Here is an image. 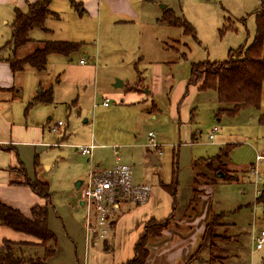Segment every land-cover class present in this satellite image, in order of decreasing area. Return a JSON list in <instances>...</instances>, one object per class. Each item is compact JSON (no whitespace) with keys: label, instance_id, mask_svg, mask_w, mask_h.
I'll return each mask as SVG.
<instances>
[{"label":"rangeland","instance_id":"374dc122","mask_svg":"<svg viewBox=\"0 0 264 264\" xmlns=\"http://www.w3.org/2000/svg\"><path fill=\"white\" fill-rule=\"evenodd\" d=\"M66 3L67 0L59 1L60 10H56L60 14L59 21H46L49 33L33 29L29 38L79 42L78 50L68 57L50 55L46 72L36 73L29 67L20 71L14 83L20 89L19 98L8 103L14 125L43 130V143L48 146L38 145L29 137L19 139L21 147L16 149L26 169L32 171L35 158L41 167L50 166L49 169L42 167L39 174L49 183L52 192L60 257L74 261L83 256L85 211L79 206L80 192L75 189V182L86 183L90 171L126 165L131 168L133 184H147L153 187L151 192H155L161 191L159 180L169 182L177 169L178 184L185 192L190 183L192 162L215 157L219 147L228 144L232 146L230 161L241 171L238 180H218L207 190L199 184L196 193L202 205L206 196L211 201V210L222 214L223 226L217 228L221 238H232L230 242H234L233 238L238 240L236 245L217 240L229 252L224 255L233 252L237 256L228 258L225 264H264V241L262 248L256 249V238L264 229L263 207L255 202L256 190L263 184L264 162H256L254 152L264 137V116L259 119V112L249 108L237 122L226 117L217 121L221 116L216 113L219 105L215 108L216 104L204 97L194 100L195 119L185 124L173 118L166 93L154 94V90L157 110L153 112L149 111V102L126 103L122 96L123 102L110 97L109 106L102 105L105 95L128 93L125 87L112 86L116 80L126 86L139 82L149 84L152 61L153 69L155 62H161L167 90L173 91L179 80L188 77L191 64L223 61L230 49L249 45L255 34L254 12L258 0H153V14L126 23L113 24L116 21L113 20L100 27L95 18L78 17ZM19 4L18 0H13L0 7V45L9 39L15 8L22 12L27 9ZM160 4L171 8L177 17H183L194 28V33L184 34L181 27L167 25L162 20L165 9H160ZM145 6L149 11L151 5ZM72 29L79 30V35L69 37ZM168 47L174 51L166 50ZM128 55H132V61ZM80 59L85 61L84 65L79 63ZM41 90H50L53 101L36 105L24 113L27 101ZM186 102L185 99L177 107L179 115L187 108ZM57 122L62 126L56 132L50 131L48 127ZM213 125L218 126L220 132L211 142L208 136ZM149 132L159 150L149 147ZM30 144L32 147H27ZM90 144L97 145L92 156L81 155L77 148ZM151 156L158 160V165L151 164ZM250 163L255 165L256 172L249 169V173H243L242 169ZM17 172L22 175L20 169ZM125 206L119 211H124ZM171 223L175 220L169 225ZM187 228L186 231L192 230V226ZM99 243L97 241L95 247ZM195 247L193 244L192 251ZM208 253V250L202 251L200 259L189 264H207ZM216 254L223 253L216 249Z\"/></svg>","mask_w":264,"mask_h":264},{"label":"crops","instance_id":"0c3cea01","mask_svg":"<svg viewBox=\"0 0 264 264\" xmlns=\"http://www.w3.org/2000/svg\"><path fill=\"white\" fill-rule=\"evenodd\" d=\"M13 0H0V7L2 5H6ZM19 5H27V2H34L35 0H18ZM59 1L61 0H51L49 4V9L56 13L58 17L48 16L45 19L46 21L54 19L55 21L60 20V14L56 10H60L58 7ZM76 6L72 7L71 1L67 0L66 6L70 11L77 13L78 17L88 16L91 19L96 20L97 25L100 27V24L107 25L108 22H112L113 24L116 22L126 23L130 20H138L144 17L145 14H153V0H74ZM159 1V0H155ZM149 8V11L147 8ZM160 9L162 10H170L174 15V11L171 8H168L167 5L160 4ZM145 10V11H144ZM164 12V11H163ZM77 16V15H76ZM176 16V15H175ZM13 21V19H12ZM11 21V24H12ZM5 23L7 21H4ZM11 24H10V36H11ZM174 27V26H172ZM39 29V28H36ZM44 32H50L49 27L45 26V29H40ZM79 30H71L69 32V37H74V35H79ZM72 34V35H71ZM9 36V38H10ZM30 39V38H29ZM9 40V39H8ZM7 40V41H8ZM6 41V42H7ZM59 41V40H56ZM39 41H29L25 46L15 51V55L17 57H23L29 53H31L37 46ZM74 42V41H69ZM79 44V42H76ZM5 45V44H4ZM4 45H0V58H9L13 55V52L9 50H5L6 47ZM174 51V48L168 47L166 50ZM68 57V56H66ZM129 61H132V55H128ZM80 63V60H79ZM82 65L85 64L80 63ZM150 66V77L149 84H144V82H139L135 85H127L122 83L121 86H113L114 84H119L121 82L114 83L112 86L114 88L125 87L128 93L123 94H109L105 95L103 98L102 105L104 107L109 106V102L107 105H104V99L110 97H114L118 99V101L123 102L120 98L124 97V101L126 103H131L132 101L141 102L147 101L149 102V111L153 112L157 110L156 105L153 102V90L154 94L157 92L166 93V98L169 102V106L171 107V114L173 118L184 122L185 124H189L195 119L196 106H194V100L197 101L201 98L207 97L209 100L216 104L217 107V98L216 93L213 90H200L199 83L187 85L189 75L186 79H181L178 81L176 87L173 91L167 87L165 82L166 79H163L161 62H155L153 69V61L149 64ZM45 69L43 72H46ZM154 71V74H153ZM190 72V71H189ZM37 73V72H36ZM18 73H12L9 64L0 60V203L15 208L20 211L22 215L25 217L30 216V209L34 205H42L44 204V199L38 196L33 192L28 184H25V180L29 181L38 180L40 182H46L40 177V170L42 167L45 169H49L50 166L44 164L42 167L39 165V162L35 158L33 161L32 171L26 169L23 161H21L19 154L17 153V149L21 144L19 139L23 138L27 140L29 137L32 138V141L37 143L38 145L48 146L46 143H43L44 134L43 130L28 127L27 125H14L11 120L8 111V103L13 102L14 100L19 98L20 89L14 85L15 78ZM153 79H155L153 83ZM143 80V79H141ZM165 86V87H164ZM47 91H45L46 93ZM39 93H43L42 90ZM36 94L30 100L27 101V104L24 108V113H27L31 108L39 104H48L50 102H40L37 98H40V95ZM170 95V96H169ZM122 96V97H121ZM43 97V96H42ZM46 97V96H45ZM199 97V98H197ZM187 108L183 113L179 111L177 112V107L182 105L185 101ZM195 100V101H196ZM175 104L177 105L175 107ZM253 107H245L241 109L236 115L228 116L226 114H222L217 121H220L222 117L229 118L237 122V119L244 111ZM259 112L258 118L264 116V83L262 86L261 92V100L258 108H253ZM217 110V108H216ZM261 119V118H259ZM62 126V124H58V122L53 127H48L50 131L56 132L58 131V127ZM218 130L213 133V138L208 139L212 142L215 139V135L220 132V128L218 126ZM222 129V128H221ZM212 130V129H211ZM211 134V131H210ZM209 134V135H210ZM46 144V145H45ZM33 144L27 145V147H32ZM224 146V145H223ZM97 147L94 145V148L91 151L92 156L93 150ZM221 148V147H219ZM117 149V147H115ZM219 150V149H218ZM232 151V150H231ZM255 152V161L264 162V137L262 138L261 143ZM80 153V152H79ZM231 153V152H230ZM81 154V153H80ZM82 155V154H81ZM116 153V160L119 161V157ZM87 156V155H84ZM259 156V158H257ZM36 161V165H35ZM22 167L24 168L25 176L23 175ZM247 168L242 169L243 173L248 172L249 169L254 168L255 165L250 163ZM20 169L22 175H19L17 170ZM225 169L228 172L236 173L237 178L234 180H238L239 178V169L231 163L230 158L226 161ZM256 170V169H255ZM103 171V170H102ZM191 178L190 183L188 184L186 191L182 192L181 187L178 184L177 187V205L174 211V220L175 223H171L168 227H166L162 232L161 236L158 238L150 239L146 247L148 249V255L142 264H186L187 257L193 249V244L197 241V236L202 232L203 225L201 221L205 223L207 218L209 217L211 210V201L205 196V201H203V205L201 204L200 211L193 215L192 218H184V212L186 210L189 198L191 196V184H192V176L193 172L191 170ZM179 176V175H178ZM222 178V177H218ZM233 181V180H230ZM81 182L77 186V184ZM49 184V183H48ZM83 185V181L77 180L75 182V189L79 190ZM205 190L210 188L211 185H204ZM158 188V187H157ZM153 187L151 186V190ZM161 189V188H160ZM163 193H162V192ZM155 192H151L150 198L143 204L132 205V204H123L132 205L131 207H127L124 211L117 213L116 220L112 222V230L106 241H100L99 245L95 247V242L90 241L85 234V230H83V256L79 260L76 258L74 261H65L60 257V247H59V239L57 235V218L53 214H56V210L54 209V205L52 204V192L50 196V203L48 205V226L49 229L54 233L57 239V248L55 255L51 257L47 263L48 264H123L130 260L134 255V245L138 239L139 234L143 231L144 223L153 218L156 220H162L168 216L171 211V197L164 190L161 189ZM208 199V200H207ZM79 206H82L79 201ZM83 207V206H82ZM124 207V208H125ZM84 208V207H83ZM59 218V217H58ZM84 223V216L82 221V226ZM192 226L191 231H186L187 227ZM73 225L71 226L72 229ZM81 226H79L80 228ZM84 228V226H83ZM70 229V231H71ZM189 229V228H187ZM69 231V234H70ZM69 237V235H68ZM4 240L11 241H36L33 236L16 231L8 226L0 224V245ZM99 241V240H98ZM107 247V248H106Z\"/></svg>","mask_w":264,"mask_h":264},{"label":"trees","instance_id":"16d2710c","mask_svg":"<svg viewBox=\"0 0 264 264\" xmlns=\"http://www.w3.org/2000/svg\"><path fill=\"white\" fill-rule=\"evenodd\" d=\"M51 0H35L27 2L26 11L18 8L14 10V18L11 24V36L5 43V50L13 52L9 58H3L9 64L12 73H19L29 67L40 73L46 69L48 57L52 54L69 56L78 50L79 44L69 41L44 40L37 43L36 48L23 57H17L15 51L25 46L29 41V32L33 29H45V19L48 16L58 15L49 9ZM72 7L76 6L74 0H70ZM255 34L251 43L241 45L237 49H230L227 58L223 61H204L191 64L187 85L199 83L200 90H213L216 93L219 107L217 115H236L245 107L258 108L261 100L262 86L264 83V0H258V8L254 12ZM162 20L167 25L181 27L184 34L192 35L194 28L183 17L175 16L170 10H165ZM37 98L40 102H50L52 92L47 90ZM43 96V97H42ZM46 96V97H45ZM264 120V118H263ZM232 149L231 145L219 148L215 157L198 159L191 164L193 172L191 184V196L189 198L184 218H192L201 209V198L197 196L196 187L199 184L211 185L218 180L230 181L236 179V173L226 171L225 164ZM36 165V161H35ZM23 175L25 174L22 167ZM223 173L218 178V172ZM228 172V173H227ZM25 176V175H24ZM35 194L44 199V204L34 205L30 209V216L25 217L19 210L0 203V224L8 226L16 231L33 236L36 241H11L4 240L0 245V264H48L47 261L55 255L57 239L48 226V205L51 191L49 184L38 180H25ZM159 187L171 197V211L162 220L149 219L143 225V231L139 234L134 245L133 257L123 264L144 263L148 249L147 242L158 238L161 232L174 220V211L177 205V169L172 172L169 182L159 180ZM264 207V177L260 192L255 199ZM222 214L210 212L200 236L196 241V247L189 254L186 264L200 259V254L208 250L207 264H225L228 258L237 257L217 240L237 244L233 238H221L217 228L223 226ZM106 241V240H104ZM107 248V247H106ZM220 249L223 254H216Z\"/></svg>","mask_w":264,"mask_h":264},{"label":"built area","instance_id":"2783aa9c","mask_svg":"<svg viewBox=\"0 0 264 264\" xmlns=\"http://www.w3.org/2000/svg\"><path fill=\"white\" fill-rule=\"evenodd\" d=\"M84 60L80 59V63ZM109 98L104 99L107 105ZM61 124V122H58ZM213 127L209 139L217 131ZM149 147L159 150L152 133H148ZM93 144L77 149L82 155H91ZM160 153V152H159ZM259 158V156L257 157ZM256 172L254 168L250 172ZM260 190H256L258 196ZM151 196V187L147 184H133L131 168L126 165H115L100 172L90 171L87 182L80 189V203L84 207V227L87 238L92 242L107 240L112 230V222L123 204L139 205ZM263 207V206H262ZM264 214V207H263ZM264 241V229L256 238V249H261Z\"/></svg>","mask_w":264,"mask_h":264},{"label":"water","instance_id":"95a60500","mask_svg":"<svg viewBox=\"0 0 264 264\" xmlns=\"http://www.w3.org/2000/svg\"><path fill=\"white\" fill-rule=\"evenodd\" d=\"M116 82H118V80H116ZM116 82H115V83H116ZM118 83H119V84H114L113 86H121V85H122V82H118ZM150 161H151V164H153V165H158V164H159L158 160H157L154 156H151ZM216 176H217V177H223V173L220 171V172H218V173L216 174ZM79 184H81V182H79V183L77 184V186H78Z\"/></svg>","mask_w":264,"mask_h":264}]
</instances>
